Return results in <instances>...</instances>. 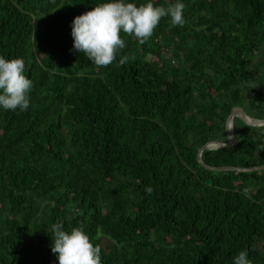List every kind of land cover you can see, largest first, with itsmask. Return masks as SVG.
Returning <instances> with one entry per match:
<instances>
[{
  "label": "trees",
  "instance_id": "1",
  "mask_svg": "<svg viewBox=\"0 0 264 264\" xmlns=\"http://www.w3.org/2000/svg\"><path fill=\"white\" fill-rule=\"evenodd\" d=\"M103 2L0 0V56L33 82L27 111L0 109V264H58V222L82 227L101 264H232L243 250L264 264V171L198 162L228 141L235 108L264 120V0H183L182 26L165 17L144 44L120 33L98 67L72 50L71 22ZM234 131L203 162L264 166V127Z\"/></svg>",
  "mask_w": 264,
  "mask_h": 264
},
{
  "label": "clouds",
  "instance_id": "2",
  "mask_svg": "<svg viewBox=\"0 0 264 264\" xmlns=\"http://www.w3.org/2000/svg\"><path fill=\"white\" fill-rule=\"evenodd\" d=\"M184 8L183 0H172L167 6L155 5L153 0L142 4L136 0H104L72 20V50L83 53L98 67L109 66L116 60L118 51L126 47L120 33L132 35L139 44H144L165 17L173 26H182L185 23ZM126 61L127 56H122L118 66ZM24 72L22 58L0 56V109H29L33 82ZM260 150L264 151V146H260ZM145 191L151 194L153 189L147 186ZM51 230V252L56 254L58 264H101V247L91 242L82 227H73L69 231L63 222H58L51 225ZM232 264H251L247 250L239 251Z\"/></svg>",
  "mask_w": 264,
  "mask_h": 264
},
{
  "label": "water",
  "instance_id": "3",
  "mask_svg": "<svg viewBox=\"0 0 264 264\" xmlns=\"http://www.w3.org/2000/svg\"><path fill=\"white\" fill-rule=\"evenodd\" d=\"M235 118L240 119L242 122H244L247 126H250V127H254V128L264 127V120L252 119L249 116H247L242 109L240 108L234 109L232 114L228 118V121L226 124V135H227L228 141L226 143H223L222 141L216 140V141L206 144L198 152V162L205 169L213 171V172L253 173V172L264 171V166L254 167V168H238V167L214 168V167L207 166L203 162L202 155L205 151H217V150L234 147L235 145H237V139L235 137L234 129H233Z\"/></svg>",
  "mask_w": 264,
  "mask_h": 264
},
{
  "label": "rangeland",
  "instance_id": "4",
  "mask_svg": "<svg viewBox=\"0 0 264 264\" xmlns=\"http://www.w3.org/2000/svg\"><path fill=\"white\" fill-rule=\"evenodd\" d=\"M254 95V94H253Z\"/></svg>",
  "mask_w": 264,
  "mask_h": 264
}]
</instances>
